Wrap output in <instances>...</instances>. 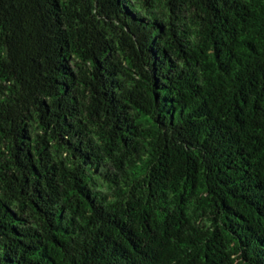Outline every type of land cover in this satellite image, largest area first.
<instances>
[{"label": "trees", "instance_id": "trees-1", "mask_svg": "<svg viewBox=\"0 0 264 264\" xmlns=\"http://www.w3.org/2000/svg\"><path fill=\"white\" fill-rule=\"evenodd\" d=\"M0 264H264V0H0Z\"/></svg>", "mask_w": 264, "mask_h": 264}]
</instances>
